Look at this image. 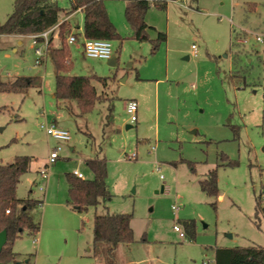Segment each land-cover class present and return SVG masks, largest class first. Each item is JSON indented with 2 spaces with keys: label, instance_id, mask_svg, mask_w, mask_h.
<instances>
[{
  "label": "rangeland",
  "instance_id": "rangeland-1",
  "mask_svg": "<svg viewBox=\"0 0 264 264\" xmlns=\"http://www.w3.org/2000/svg\"><path fill=\"white\" fill-rule=\"evenodd\" d=\"M15 1L0 0V24ZM150 1L167 7L153 4L145 20L154 28L135 39L126 0H104L121 36L111 40L115 66L85 56L82 42L69 45L70 74L109 77L107 87L93 80L102 99L83 116L76 102L54 97V63L50 56L36 63L34 34H0V79L40 78L26 93L0 92V164L32 157L17 197L43 201L31 211L40 231L24 230L13 245L17 264H215L217 247L264 246V221L255 223L261 194L264 204V0ZM60 4L70 10L69 0ZM72 21L83 34L84 17ZM158 32L167 40L153 52ZM57 33L54 48L62 43ZM130 99L139 103L136 122L124 108ZM54 122L71 140L44 176L57 141L41 124ZM96 157L107 159L113 196L79 211L69 202L66 174L92 179L86 161ZM212 169L217 197L200 186ZM106 212L133 213V243H94L95 214ZM188 220L194 239L174 228L185 233Z\"/></svg>",
  "mask_w": 264,
  "mask_h": 264
},
{
  "label": "trees",
  "instance_id": "trees-1",
  "mask_svg": "<svg viewBox=\"0 0 264 264\" xmlns=\"http://www.w3.org/2000/svg\"><path fill=\"white\" fill-rule=\"evenodd\" d=\"M156 4L166 8L167 3H159L150 0H126L125 16L134 32L135 39H141L147 35L150 26L146 20L149 8ZM255 5V4H253ZM82 9L84 13L83 38L120 40L121 36L112 22L104 0H70L69 13ZM63 8L59 2L52 0H16L14 11L7 20L0 24V34H38L49 30L59 24L60 13ZM60 47L49 46L48 56L52 59L56 71L54 97L57 101L69 100L76 102L78 114L83 116L91 112L97 103L101 102L102 95L98 92L93 80L107 87L109 77L91 75H72L71 49L67 42V34L71 31L70 23H60ZM77 36V34H75ZM52 37V36H51ZM52 39V38H51ZM167 40L164 32H158L157 38L152 40V51L158 50L160 44ZM39 76H18L12 80L0 79V92L26 93L37 81ZM1 110V108H0ZM115 105H108V121L114 118ZM222 158H227L222 155ZM32 157L27 155L16 156L14 161L0 164V231L7 232V241L0 251V262L3 264H17V253L13 250L15 241L24 230L30 233H38L40 224L31 214L33 208L42 205L43 201L33 199H21L17 197V186L21 176L30 169ZM193 166V162H188ZM230 161V164H235ZM87 166L93 172L92 179L67 173L69 183V202L79 211L88 210L90 206H98L101 202L112 198V193L107 184L108 168L107 159L93 158L86 161ZM202 191L209 196L217 197L218 174L217 169L209 171L208 176L200 181ZM7 210L9 212L7 213ZM133 213L95 214L93 225L94 243L108 242L113 247L118 244H130L135 241L134 230L131 226ZM264 221V204L262 194L256 198L255 223L261 228ZM185 234L194 239L196 236L195 221L183 222ZM215 264H264V246L253 244L237 247H217Z\"/></svg>",
  "mask_w": 264,
  "mask_h": 264
},
{
  "label": "built area",
  "instance_id": "built-area-1",
  "mask_svg": "<svg viewBox=\"0 0 264 264\" xmlns=\"http://www.w3.org/2000/svg\"><path fill=\"white\" fill-rule=\"evenodd\" d=\"M54 2L59 0H52ZM60 23L56 24L49 30L43 31L38 34L32 35L33 44L36 49V54L38 56L36 63L41 64L44 62L46 57H48L49 46L51 42V36L56 31L59 32ZM258 40H262L258 37ZM68 44H74L77 42V38L74 34H71L67 37ZM40 44V45H39ZM84 53L89 58H100L110 60L113 56V45L111 40L106 39H84L83 43ZM193 55L197 56L198 48L196 45L192 46ZM125 110L130 114L131 121L136 122L138 120V110L139 103L136 99H130L125 103ZM41 127L46 130L48 136L57 141V144L52 147L48 164L41 170V173L46 176L48 172V166L54 164L60 157V151L62 150V145L68 143L71 140L70 132L67 129L59 127L55 122L52 124H41ZM74 174L80 178H85L84 174L78 170L74 171ZM176 211L177 206H173ZM9 210H7V213ZM175 230L180 232L181 236H185V233L181 231V228L178 225L174 226Z\"/></svg>",
  "mask_w": 264,
  "mask_h": 264
},
{
  "label": "crops",
  "instance_id": "crops-1",
  "mask_svg": "<svg viewBox=\"0 0 264 264\" xmlns=\"http://www.w3.org/2000/svg\"><path fill=\"white\" fill-rule=\"evenodd\" d=\"M60 1H62V0H59L58 2H59V5L60 6H62V7H64L63 5H61L60 4ZM69 3H70V0H69ZM106 5V4H105ZM69 11V9L67 8V7H64L63 8V11L60 13V21H59V23H61V22H63V21H67V22H69L70 24H71V26H72V30H73V34L75 35V34H77V36H76V38H77V42L76 43H78V42H82V48H83V51H82V53L85 55V53H84V47H83V43H84V38H83V34L81 33V32H79L78 31V29L79 30H81L82 29V26H80V25H76L75 27L73 26V18H74V16L77 14V13H80L83 17H84V13H83V11H82V9H77V10H75V11H72V12H68ZM108 11V10H107ZM63 12H66V15H63ZM108 14H109V12H108ZM17 36H21V34H16ZM82 37V38H81ZM51 38H58V33L55 31L53 34H52V37ZM57 44V43H56ZM70 45V44H69ZM72 45V44H71ZM57 47H60L59 45H56ZM72 55V54H71ZM86 56V55H85ZM109 62H112V58L108 61V63ZM91 74H95V73H93V72H91L90 74H88V75H91ZM137 100V99H136ZM138 101V100H137ZM125 103L126 102H124V108H125ZM139 119V118H138ZM138 121V120H137ZM57 162V161H56ZM55 162V163H56ZM24 175V174H23ZM22 177V176H21ZM21 180V179H20ZM20 183V182H19ZM42 201V200H41ZM102 203V202H101ZM100 203V204H101ZM28 262V261H27Z\"/></svg>",
  "mask_w": 264,
  "mask_h": 264
},
{
  "label": "water",
  "instance_id": "water-1",
  "mask_svg": "<svg viewBox=\"0 0 264 264\" xmlns=\"http://www.w3.org/2000/svg\"><path fill=\"white\" fill-rule=\"evenodd\" d=\"M109 64L112 65V66H115L117 64V59L116 58H112V62H109ZM6 241H7V232L5 230L0 231V251L4 247ZM0 264H3V263L0 262Z\"/></svg>",
  "mask_w": 264,
  "mask_h": 264
}]
</instances>
